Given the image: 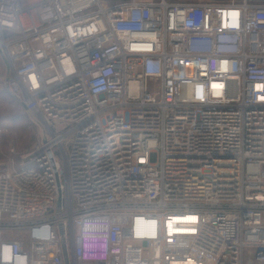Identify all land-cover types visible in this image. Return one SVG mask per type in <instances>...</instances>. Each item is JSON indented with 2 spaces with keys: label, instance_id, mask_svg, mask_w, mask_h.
<instances>
[{
  "label": "built area",
  "instance_id": "obj_1",
  "mask_svg": "<svg viewBox=\"0 0 264 264\" xmlns=\"http://www.w3.org/2000/svg\"><path fill=\"white\" fill-rule=\"evenodd\" d=\"M0 264H264V0H0Z\"/></svg>",
  "mask_w": 264,
  "mask_h": 264
},
{
  "label": "rangeland",
  "instance_id": "obj_2",
  "mask_svg": "<svg viewBox=\"0 0 264 264\" xmlns=\"http://www.w3.org/2000/svg\"><path fill=\"white\" fill-rule=\"evenodd\" d=\"M1 70L3 64L0 61ZM5 96L0 74V163L16 167L21 157L32 150L39 141L42 131L31 115Z\"/></svg>",
  "mask_w": 264,
  "mask_h": 264
},
{
  "label": "trees",
  "instance_id": "obj_3",
  "mask_svg": "<svg viewBox=\"0 0 264 264\" xmlns=\"http://www.w3.org/2000/svg\"><path fill=\"white\" fill-rule=\"evenodd\" d=\"M6 92V91H5ZM2 93V92H1ZM6 98H8V99H10L11 101H13V102H15L14 100H13V98L6 92V96H5ZM3 99V98H2ZM16 103V102H15ZM17 104V103H16ZM18 106H20L19 104H17ZM3 108H6V107H3Z\"/></svg>",
  "mask_w": 264,
  "mask_h": 264
}]
</instances>
